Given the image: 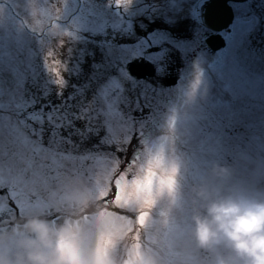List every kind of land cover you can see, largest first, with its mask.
<instances>
[{
	"label": "rangeland",
	"instance_id": "374dc122",
	"mask_svg": "<svg viewBox=\"0 0 264 264\" xmlns=\"http://www.w3.org/2000/svg\"><path fill=\"white\" fill-rule=\"evenodd\" d=\"M194 2L164 0L163 7L160 4L158 8L166 22L180 19L189 22L195 19ZM262 2L264 0L231 2L234 17L226 30L227 41L215 51L206 48L203 42L210 29L197 21L185 40L173 39L162 30L136 37L134 29L121 41H103L108 60H115L119 70L97 91L102 108H106L105 94H110L117 85L123 89V83L127 82L134 90L140 87L136 98L147 95L151 101L147 106L141 105L143 111H138L136 117L133 115L137 110H131L137 121L135 131L141 135H135L137 149L129 155V163L123 171L128 169L131 179L134 169L161 146L169 161L167 167L170 169L172 162L179 167L176 202L172 203L167 197L157 198L155 205L145 208L148 215L143 226L137 223L134 211L113 209L108 203L111 194L104 201L112 211L131 217L134 222L131 232L121 242V254L135 243L138 233L140 244L152 248L161 264H209V255L195 246L189 231L180 235L174 227V223L187 224L189 229L192 184L207 176L214 163H220L233 169V182L264 189V36L258 37L253 29L257 20L264 18V10L259 8ZM121 3L125 11L121 15L128 17L127 21L123 20L124 24L138 28L135 10L124 0ZM105 7L120 9L116 0H0V89H11L25 100H31L26 85L37 49L51 35L72 32L82 36L88 29L97 30L101 27L97 15ZM174 47L186 60L176 83H154L128 73L126 62L137 59L151 62L154 76H162L167 55ZM49 50L50 47L46 48L47 67L53 65ZM111 65L108 63L107 67ZM121 97L122 91L117 101L119 106ZM113 98L109 95L107 101ZM136 98L131 100L128 94L125 103L131 106ZM10 115L4 114L5 122ZM11 119L20 118L11 115ZM116 135L120 136L118 128ZM134 158L135 164L132 163ZM73 167L68 162L52 176L64 178ZM95 179L102 180V172H97ZM57 189H61L59 182L41 189L40 194L47 198L50 191ZM37 212H40L38 208L22 207L19 215L4 217V226L9 225V219L14 221L26 213ZM59 221L60 215L54 222ZM169 244L172 245L171 255Z\"/></svg>",
	"mask_w": 264,
	"mask_h": 264
},
{
	"label": "snow or ice",
	"instance_id": "6c2138e0",
	"mask_svg": "<svg viewBox=\"0 0 264 264\" xmlns=\"http://www.w3.org/2000/svg\"><path fill=\"white\" fill-rule=\"evenodd\" d=\"M121 5V0H116V6L119 8ZM68 35L72 37L73 33L69 32ZM121 91L117 85L110 94H105L106 108H99L95 104L73 107L68 101L60 105L42 104L37 108L35 99L25 100L11 89H0V227L5 225V216L19 215L22 207L38 208L50 220L56 221L58 214L54 201L60 189L50 191L47 198L41 196L40 192L56 182L62 186L65 177L52 176V173L64 169L68 162L74 167L68 171L67 177L86 180L101 192L104 200L111 194L108 203L112 208L134 211L137 213V223L141 226L148 215L145 208L150 209L155 205L157 198L167 197L172 203L176 202L179 191L177 163L172 162L169 169L163 164V156L158 154L154 164L149 160L145 175L133 180L129 179L128 169L118 171L121 161L110 153L94 149L81 152L73 144V135L82 142L90 136H97L101 145H121L117 151H125L124 146L131 142L132 135H141L135 131L137 121L131 115V110L142 112L141 105L147 106L151 101L144 95L137 97L131 106L125 104L121 108L117 102ZM109 95L114 97L111 102L107 101ZM5 113L20 119L13 121L10 115L5 122ZM77 120L85 121L83 130L74 127ZM117 128L120 136L116 135ZM69 129L72 131L64 136L62 130ZM46 133L47 147L44 141ZM63 145H72V150H65ZM135 162L136 158L132 163ZM97 172H102V180L95 179ZM119 218L124 219L126 216L120 215ZM11 222V219L7 221L8 224ZM174 227L180 235L188 231L187 224L174 223ZM134 240L138 250L141 247L138 233ZM113 242L111 234L101 235L104 246H112ZM171 247L169 244V255L172 254ZM148 250L153 251L152 248Z\"/></svg>",
	"mask_w": 264,
	"mask_h": 264
},
{
	"label": "clouds",
	"instance_id": "9594fccd",
	"mask_svg": "<svg viewBox=\"0 0 264 264\" xmlns=\"http://www.w3.org/2000/svg\"><path fill=\"white\" fill-rule=\"evenodd\" d=\"M158 154L169 166L161 146L131 179L143 177ZM233 175L230 166L214 163L192 184L189 235L209 264H264V189L233 182ZM104 201L94 185L66 176L54 201L61 221L26 213L0 227V264H161L154 251L137 250L135 243L120 253L134 222ZM102 234L112 235V246L101 243Z\"/></svg>",
	"mask_w": 264,
	"mask_h": 264
},
{
	"label": "trees",
	"instance_id": "16d2710c",
	"mask_svg": "<svg viewBox=\"0 0 264 264\" xmlns=\"http://www.w3.org/2000/svg\"><path fill=\"white\" fill-rule=\"evenodd\" d=\"M124 1L137 13L135 18L138 22V28H136V25L129 27L124 24L128 17L124 18L121 15L124 11L123 5H121L119 11L112 7H105L97 15V21L101 26L97 30L88 29L82 36L73 35L70 37L67 33L51 35L42 43L41 48L37 49L38 51L33 59L32 71L26 85L27 96L31 100H36L35 106L37 108L42 104L60 105L64 101H68L73 107L89 104H95L99 108L103 107L97 91L108 78L117 74L119 70L115 60H108L103 41H121L123 38L129 37L134 29H136V37L146 36L155 30L165 31L169 36H173V39L185 40L189 36L190 22H166L162 10L158 8L160 4L163 7L164 0ZM113 13L115 14L114 17L111 15ZM259 13L262 14L261 11ZM122 17L123 19L120 21ZM256 29V33L264 31V18L260 20ZM49 47L53 65L47 67L45 60L48 58V53L46 48ZM172 54L174 57H172ZM169 59H171V62ZM108 63H112V65L107 67ZM185 63L184 55L179 53V49L175 47L173 52L169 51L165 61L168 67L171 64L173 65L175 72L181 70ZM148 68L149 70L153 68L155 71L153 64ZM151 72L143 78L145 81L165 84L163 75L154 76V73ZM57 81H62V83H57ZM137 90H140L139 86ZM137 90L133 89L131 83H123L121 108H124L128 94L131 100L136 98L137 93H139ZM73 111H75V108H73ZM132 114H134V111H132ZM137 114L138 111L133 116L136 117ZM74 127L83 130L85 121H75ZM70 131L72 130H62V134L67 136ZM101 135H103V132H101ZM135 135L133 134L131 142L124 146L126 147L125 151H117V148L121 145H101L97 136H90L88 140L82 142L78 136L73 135L72 141L81 152L94 149L116 156L121 161L118 171L122 172L129 163V155H133L137 149L134 147L136 145ZM47 140L48 135L46 133L44 137L46 144ZM63 148L71 151L72 145H63Z\"/></svg>",
	"mask_w": 264,
	"mask_h": 264
},
{
	"label": "water",
	"instance_id": "95a60500",
	"mask_svg": "<svg viewBox=\"0 0 264 264\" xmlns=\"http://www.w3.org/2000/svg\"><path fill=\"white\" fill-rule=\"evenodd\" d=\"M230 0H197L194 6L196 18L212 29L205 38V45L216 50L225 45V37L220 30L226 27L233 19V9ZM126 68L135 77H144L149 73L146 62L130 60ZM177 81V76L169 74L165 77L167 84Z\"/></svg>",
	"mask_w": 264,
	"mask_h": 264
},
{
	"label": "flooded vegetation",
	"instance_id": "af4514ba",
	"mask_svg": "<svg viewBox=\"0 0 264 264\" xmlns=\"http://www.w3.org/2000/svg\"><path fill=\"white\" fill-rule=\"evenodd\" d=\"M196 1H197V0H195V2H194V6H195ZM232 1H241V0H230L229 3H230L231 6H232V4H231ZM232 8H233V7H232ZM259 8H262V9L264 10V2L261 3V5L259 6ZM193 14H194V18H195V19L189 20V22H190V24H191V27H193L194 24H195V21H197V22H199L201 25H203V26H205L206 28H208L206 25H204L203 23H201L200 21H198V20L196 19V16H195V13H194V7H193ZM189 19H190V18H189ZM180 21L185 22L184 19H180V20H177V21H175V22H180ZM186 22H188V21H186ZM227 28H228V27L222 29V33L225 35V37H226V30H227ZM256 28H257V25H255L253 29L256 31V30H257ZM208 29H210V27H209ZM210 32H211V30L206 34V36H207ZM151 33H152V32H151ZM148 35H149V34H147L146 36H148ZM206 36H205V37H206ZM257 36H258V37H259V36H264V31H260V32H258V35H257ZM205 37H204V38H205ZM203 42H204V45H205V41H203ZM130 60H137V59H130ZM130 60H128V61H130ZM139 61L146 62V63H147V67H151V65H152L151 62H149V61H147V60H139ZM148 69H149V68H148ZM150 71H152L151 73H154L153 68H152ZM150 71H149V73H150ZM161 74H162L163 77H164V83H165V84H167V83L165 82V77H166L167 75H169V74H173V75L177 76V81H178V78H179V71H178V72H175V70H174L172 64H171L169 67H168V66H167V67H163V70H162V73H161ZM146 76H147V75H146Z\"/></svg>",
	"mask_w": 264,
	"mask_h": 264
}]
</instances>
